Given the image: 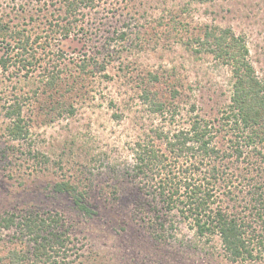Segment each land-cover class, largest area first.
I'll list each match as a JSON object with an SVG mask.
<instances>
[{
    "label": "rangeland",
    "instance_id": "1",
    "mask_svg": "<svg viewBox=\"0 0 264 264\" xmlns=\"http://www.w3.org/2000/svg\"><path fill=\"white\" fill-rule=\"evenodd\" d=\"M65 9L59 0H0V19L33 35L34 57L29 71L0 67V216L61 217L71 235L64 257L70 264H264L227 260L217 236L196 245L194 230L173 211L166 216L181 222L175 237L154 238L135 207L143 181L129 175L136 141L154 140L165 151L158 132L187 127L196 114L219 120L230 104L232 69L200 46L206 29L242 36L264 85V0H94L82 4L69 35L55 34L53 24L70 20ZM36 34L43 37L33 43ZM52 74L54 88L47 83ZM14 95L24 100L29 133L22 140L8 135L3 117ZM240 171L233 180L242 199ZM61 181L85 193L92 213L72 193L54 190ZM16 235L14 227L0 230V264L9 249L30 250L25 238L15 243Z\"/></svg>",
    "mask_w": 264,
    "mask_h": 264
},
{
    "label": "trees",
    "instance_id": "2",
    "mask_svg": "<svg viewBox=\"0 0 264 264\" xmlns=\"http://www.w3.org/2000/svg\"><path fill=\"white\" fill-rule=\"evenodd\" d=\"M93 1L59 0L66 6L63 19L70 20L61 25L52 23L59 25L55 34L69 35L80 20L82 4L91 5ZM205 33L204 39L198 40L200 46L231 66L230 104L219 120L196 114L187 127L158 132L165 151L158 148L154 140L135 142L134 164L129 175L143 181L142 185H137L139 196L135 207L156 239L167 241L175 237L180 223L184 222L194 230L196 245L210 244L217 236L227 260L264 259V85L248 59L249 49L242 36L230 29L221 33L206 29ZM32 37L11 29L8 22L0 19V50L4 51L0 67L8 70L14 66L29 71L34 63L29 52ZM42 37L36 34L33 43ZM85 65L88 62L82 66ZM151 78L158 79L156 75ZM56 82L53 74L47 81L52 88ZM144 91L145 98H149V91L146 88ZM7 99L2 108L3 117L8 120V135L13 140L25 139L29 129L23 115L24 100L15 95ZM152 104L156 111L163 110L160 103ZM251 156L256 157V166H242V169L232 166L235 161ZM180 160L187 165H177ZM237 170L243 172L242 186L247 187L240 189L241 192L246 190L242 199L234 192L238 188L233 180ZM54 190L72 193L75 204L86 213H92L84 202L85 193L76 184L57 182ZM225 197L234 201L233 204H225ZM172 211L181 217V222L166 216ZM62 226V218L52 213L37 211L20 218L15 213L0 216V230L14 227L15 243L23 245L25 238L30 249H9L5 256L9 261H3L4 264H70L71 260L64 257L72 247L69 246L71 235Z\"/></svg>",
    "mask_w": 264,
    "mask_h": 264
}]
</instances>
